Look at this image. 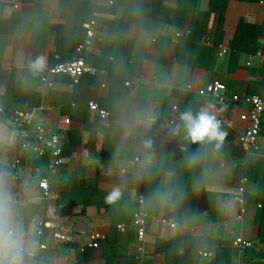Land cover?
I'll return each mask as SVG.
<instances>
[{"label": "crops", "instance_id": "1", "mask_svg": "<svg viewBox=\"0 0 264 264\" xmlns=\"http://www.w3.org/2000/svg\"><path fill=\"white\" fill-rule=\"evenodd\" d=\"M91 21L92 46L82 57L98 74L76 83L59 76L45 88L30 62L43 56L45 70L75 58ZM220 48L227 53L219 56ZM258 50L264 52V0H0V108L32 113L22 129L9 116L0 119V177L14 186L15 214L32 253L27 264L264 261V114L256 143L242 147L247 107L199 94L218 81L228 98L264 99ZM88 102L109 117L89 114ZM201 109L227 133L219 147L185 139L181 115ZM52 135L63 163L49 177L54 195L44 201L33 169L47 175ZM33 145L45 151L42 158ZM239 187L246 213L236 221L239 205L230 198ZM115 188L121 198L109 204ZM140 196L149 218L138 242L131 222ZM96 234L106 239L89 248ZM236 237L251 249L233 248Z\"/></svg>", "mask_w": 264, "mask_h": 264}, {"label": "built area", "instance_id": "2", "mask_svg": "<svg viewBox=\"0 0 264 264\" xmlns=\"http://www.w3.org/2000/svg\"><path fill=\"white\" fill-rule=\"evenodd\" d=\"M86 29L85 39L84 41L76 47L75 53L76 57L72 58L69 61L64 63L56 64L52 67H48L40 73V83L47 89H51L54 87L55 78L59 76H65L69 78L72 83L78 82L80 78L84 75L94 76L98 74V69L87 64L82 54L84 51L89 50L92 46V40L94 37V27L95 22L91 21L84 25ZM227 53V50L224 48L219 49V56H222ZM255 56L260 60L261 66L264 71V52L258 50L255 53ZM250 65L249 63L247 64ZM129 85L128 83L126 84ZM227 88L226 86L218 81H214L208 84L202 91H199V94H207L212 96L217 103H224L227 99H230L232 102L237 103L241 102L247 107V112L240 116V120L242 122L247 123V127L243 130V132L238 136V143L242 147H249L256 143L260 131H261V123L262 117L264 114V99L257 95H245L240 98L238 95H233L231 97H227ZM87 111L89 114L94 115L98 118L99 121H105L109 114L105 109H102L95 102L87 103ZM0 113L3 114L4 110L0 108ZM11 122H14L19 128H24L27 126L32 120V113L25 110H14L9 118ZM155 121V120H153ZM40 132H42L40 130ZM48 147V163L46 166V176H42L41 168L36 167L33 169V176L36 181L37 189L39 190L44 201H49L51 197L54 195V192L51 188V183L49 177L53 175L56 170H58L62 163V145L60 139L57 135H52L47 141ZM31 151L35 153L39 158H42L45 154V151L37 146H32ZM18 163V161H17ZM243 188L239 187L237 195L230 198L232 202H235L239 205L238 213L235 217L236 221H240L246 210L243 206L242 199ZM149 218V214L144 207V200L140 196L137 199V208L134 213L131 225L134 228L136 239L138 242H141L145 237V230L147 226V221ZM155 223L165 225L169 228H174L175 224L168 220L162 218H155ZM117 230L122 231L123 226H117ZM40 235V232L37 233ZM106 236L96 234L93 236L92 241L89 242L88 247L92 248L95 242H103L105 241ZM232 247L235 248L240 253L245 252L248 249H251V242L247 241L242 237H236L232 241ZM41 249H44V246H40ZM82 249V248H80ZM141 248H139L140 250ZM201 257H211L209 254L199 253ZM139 261V257H136Z\"/></svg>", "mask_w": 264, "mask_h": 264}, {"label": "clouds", "instance_id": "3", "mask_svg": "<svg viewBox=\"0 0 264 264\" xmlns=\"http://www.w3.org/2000/svg\"><path fill=\"white\" fill-rule=\"evenodd\" d=\"M32 72L40 73L45 68V58L37 56L30 62ZM147 119H151L149 115ZM180 119L183 121L185 139L192 143L216 142L219 147L225 140L227 133L221 130L220 121L215 114L207 109H201L197 113L191 110L184 112ZM146 147H151V141H146ZM14 186L4 177H0V264H27L24 231L16 217L12 199ZM121 190L113 189L105 197L109 204L116 203L121 198Z\"/></svg>", "mask_w": 264, "mask_h": 264}, {"label": "trees", "instance_id": "4", "mask_svg": "<svg viewBox=\"0 0 264 264\" xmlns=\"http://www.w3.org/2000/svg\"><path fill=\"white\" fill-rule=\"evenodd\" d=\"M180 41H182V40H180ZM180 41H179V43H180ZM167 94V93H166ZM167 97H168V94H167ZM14 110H12L11 112H4L3 114H1L0 113V119H5V117H8V116H10V114L13 112ZM260 133H261V131H260ZM260 135V134H259ZM167 148H165V150H166ZM161 165H162V163H161ZM27 259H29L28 257H26V260ZM250 264H264V261L262 260H257V261H255V262H253V263H250Z\"/></svg>", "mask_w": 264, "mask_h": 264}]
</instances>
